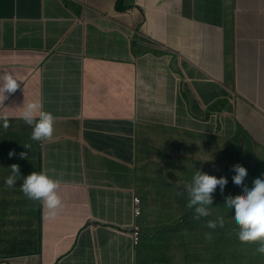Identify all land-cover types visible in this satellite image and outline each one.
<instances>
[{"label":"crops","instance_id":"1","mask_svg":"<svg viewBox=\"0 0 264 264\" xmlns=\"http://www.w3.org/2000/svg\"><path fill=\"white\" fill-rule=\"evenodd\" d=\"M115 1L0 0V74L19 80L0 95V264L264 262L185 208L206 162L264 174V0ZM34 101L56 117L43 141L21 116ZM12 164L60 180L55 216L4 183Z\"/></svg>","mask_w":264,"mask_h":264},{"label":"clouds","instance_id":"2","mask_svg":"<svg viewBox=\"0 0 264 264\" xmlns=\"http://www.w3.org/2000/svg\"><path fill=\"white\" fill-rule=\"evenodd\" d=\"M18 81L11 72L0 74V95L4 97V100L7 99L6 93H13L17 90ZM21 108L22 119L31 126L32 141H43L52 136L56 117L53 113L43 110L40 101L27 104L24 102ZM8 126L9 122L6 118L0 119V127L7 128ZM23 147L30 149V145L27 144ZM14 154L13 151L9 152L10 157ZM19 155L21 158L28 156L26 152H21ZM204 165L205 168L193 169L191 181L185 185V192L188 196L187 206L194 209L197 218L206 216V220L203 221L207 223L211 235L217 232L218 241L229 234L223 222L236 225L238 226L235 230L238 240L244 244L256 246L255 251L264 255V174L253 177L249 170H244L243 166L242 168L237 166L231 169L232 180L228 185L227 181L208 174L209 170L206 166L209 162ZM9 168L10 174L5 178L4 183L12 187L18 178H22L20 190L23 194L31 200L39 201L48 210L50 216H55L62 206L61 197L57 192L60 180L53 179L44 170L38 171L39 168L23 177L20 175L19 165L12 164ZM246 182H251L252 187L245 188ZM239 190L242 195H239ZM217 191H219L218 194L213 198V194ZM136 199L139 200L138 203ZM134 203L135 215L140 217L141 199L135 197ZM137 209L140 210V214H136ZM136 231L139 232L137 243L135 242ZM141 234L140 226H135L131 231L134 247L140 244ZM231 257L234 259L232 255ZM255 264H264L261 256L255 258Z\"/></svg>","mask_w":264,"mask_h":264},{"label":"trees","instance_id":"3","mask_svg":"<svg viewBox=\"0 0 264 264\" xmlns=\"http://www.w3.org/2000/svg\"><path fill=\"white\" fill-rule=\"evenodd\" d=\"M131 7H132V0H117V1L113 2V3H112V6H111V8H112V10H113L114 12H125L126 10L130 9ZM213 109H221V107H213ZM237 166H239V167L242 168V166H240V165H231V164L229 163L228 166H225L226 169H225L224 173H222V174H216V173L213 171V169H214V168H213V169H208V170H209L208 174H210V175H215L216 177H218V178H220V179H223V180L227 181V184L229 185V184H231V180H232L231 169H233V168H235V167H237ZM243 167H244V168H243L244 170H245V169L249 170V168L246 166V164L243 165ZM249 171H250V170H249ZM218 192H219V191H217L216 193L213 194V198L216 197V195L218 194ZM185 208H186V214H187V216L189 217V219H190V218H197V214L194 212V209H193V208H189L187 205H186ZM199 218H203V219L206 220V216H200ZM223 225H224L225 228L227 229V231H228V233H229L228 235L232 234L235 230L238 229V226H236V225L225 224L224 222H223ZM207 230H208V229H207ZM208 231H209V230H208ZM209 233H210V232H209ZM236 235H237V234H236ZM237 239H238V238H237ZM226 259L231 260L232 257H231V255L229 254V250L223 248V255H222L221 261H222V262H225Z\"/></svg>","mask_w":264,"mask_h":264},{"label":"rangeland","instance_id":"4","mask_svg":"<svg viewBox=\"0 0 264 264\" xmlns=\"http://www.w3.org/2000/svg\"><path fill=\"white\" fill-rule=\"evenodd\" d=\"M212 115H213V117H215V118L217 117V114H214V113H213ZM212 125H213V121H211L210 124L208 125L209 128H211ZM204 127H205V126L202 125V126H200L199 128H197V129L201 130V129H203ZM189 128L194 129V125H193V124L190 125ZM188 155H190V154H188ZM185 180L188 181V182H190V181H191V177H190V176H187V177H185ZM244 187H245V188H250V187H252V183H251V182H246L245 185H244ZM239 195H242L241 190H239ZM209 257L214 259V254L209 255Z\"/></svg>","mask_w":264,"mask_h":264},{"label":"built area","instance_id":"5","mask_svg":"<svg viewBox=\"0 0 264 264\" xmlns=\"http://www.w3.org/2000/svg\"><path fill=\"white\" fill-rule=\"evenodd\" d=\"M136 201H137V203L139 202L138 199H136ZM136 214H140V210L137 209ZM138 235H139V232L136 231V232H135V242H136V243L138 242V239H139V238H138Z\"/></svg>","mask_w":264,"mask_h":264}]
</instances>
